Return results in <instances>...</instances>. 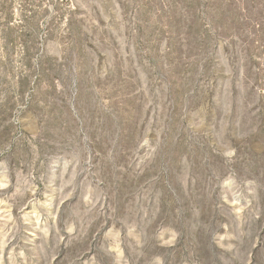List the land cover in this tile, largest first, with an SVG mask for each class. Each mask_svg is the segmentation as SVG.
Wrapping results in <instances>:
<instances>
[{"label":"rangeland","instance_id":"obj_1","mask_svg":"<svg viewBox=\"0 0 264 264\" xmlns=\"http://www.w3.org/2000/svg\"><path fill=\"white\" fill-rule=\"evenodd\" d=\"M0 264H264V0H0Z\"/></svg>","mask_w":264,"mask_h":264}]
</instances>
